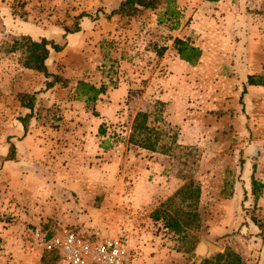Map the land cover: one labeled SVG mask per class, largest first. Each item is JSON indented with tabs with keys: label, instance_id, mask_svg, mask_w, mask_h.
Instances as JSON below:
<instances>
[{
	"label": "rangeland",
	"instance_id": "374dc122",
	"mask_svg": "<svg viewBox=\"0 0 264 264\" xmlns=\"http://www.w3.org/2000/svg\"><path fill=\"white\" fill-rule=\"evenodd\" d=\"M119 1L0 0V264H58L57 255L36 242V227L120 235L127 264H197L202 238L218 252L230 247L243 264H264V238L252 221H264V188L255 200L250 185L234 204L219 195L226 168L241 181L240 161L255 163L253 176L264 178V87L261 94L247 90L241 103L242 86L234 81L264 66V0H232L228 22L206 24L201 45L208 52L194 66L178 62L171 31L179 15L188 23L197 7L159 22L167 9L176 11L175 0H160L134 16L110 15ZM80 13L86 15L77 18ZM76 24L78 31L65 32ZM221 24L223 35L216 29ZM21 31L62 46L51 50L50 75L24 68L20 51L6 50ZM52 74L60 81L47 88ZM99 78L115 102L105 122L93 116V105L74 99L79 80ZM21 92H35L23 131ZM139 112L159 133L154 151L128 142ZM101 121L105 133L88 140ZM10 144L16 151L11 168L5 159ZM19 157L33 164L24 185ZM102 157L113 164L105 170L107 182L78 180L103 174ZM181 177L197 179L201 188L199 240L188 252L189 237L165 234L151 218L174 183H184Z\"/></svg>",
	"mask_w": 264,
	"mask_h": 264
},
{
	"label": "trees",
	"instance_id": "16d2710c",
	"mask_svg": "<svg viewBox=\"0 0 264 264\" xmlns=\"http://www.w3.org/2000/svg\"><path fill=\"white\" fill-rule=\"evenodd\" d=\"M218 1V0H208ZM160 0H120L118 5L112 9L110 15L120 14L126 16H134L140 9H154ZM86 13H80L77 18L85 16ZM165 18L160 17L159 22H164L168 17L176 16L177 12L171 9H167L163 12ZM168 16V17H166ZM177 23L172 27L175 29ZM66 33H73L79 30V25L76 24L74 29L65 27ZM174 47L176 49L178 57L191 66H194L201 57V49L194 46L187 39L174 38ZM62 46L55 43L52 40H48L45 37L40 39H34L29 35H21L19 38L14 39L12 43L6 48L8 52L20 51L22 55V66L24 68L41 72L44 75H50L47 69V60L50 56L51 50L60 51ZM53 81H47L46 87L50 88L55 83L60 81V77L52 74ZM261 85L264 86V66L259 74H248L246 76L245 83L242 86V92L240 95V102L243 103V95L247 92V86ZM106 92V85L102 84L100 87H96L93 84L79 80L75 87L74 99L84 101L87 108L91 107L99 95ZM20 105L26 108L27 112L23 117H19L18 120L22 122L24 129H26L25 121L27 118L33 115L35 92H21L17 94ZM95 114V112H94ZM100 134L105 133L104 127L101 125L99 129ZM158 131L149 125V117L145 112H139L135 115L131 132L129 134L128 142L137 145L141 148L151 151L155 150V142L158 139ZM16 158V151L13 144H10L6 160H13ZM185 163V161H184ZM186 164V163H185ZM242 161H240L239 167L241 168ZM184 183L181 184L170 196L161 201L158 206L152 211L151 218L155 222H161L162 229L165 234L173 236L189 237L191 247L189 246L186 251H192L195 247V243L198 242V237L194 234L195 231L201 227V217L199 212V202L201 188L197 179L192 177H181ZM236 183L235 177L230 174V168L225 169V179L223 181L221 190L219 192L220 197L229 199L233 195L234 186ZM251 194L256 200L261 193V189L264 188V183L251 177ZM252 221L260 230L259 234L264 238V221L252 217ZM194 243V244H193ZM193 253H191L192 255ZM189 264V263H187ZM198 264H243L241 256L230 247H226L223 252H217L210 255L206 259L202 260Z\"/></svg>",
	"mask_w": 264,
	"mask_h": 264
},
{
	"label": "crops",
	"instance_id": "0c3cea01",
	"mask_svg": "<svg viewBox=\"0 0 264 264\" xmlns=\"http://www.w3.org/2000/svg\"><path fill=\"white\" fill-rule=\"evenodd\" d=\"M196 1H198V3H196ZM232 5H233L232 0H218V1L175 0V10L177 12V15H178V13L182 14L183 10H185L184 8H187L186 9L187 12L192 7H197V8L191 9V12L195 11V14H194L193 19L190 20L188 23H187V19L184 20L182 15H179V18H177L175 20V23H174V25L177 23V28L173 30V33L171 31V34L173 37H178L181 39H186L187 37L195 38V42L194 43L191 42V43L194 46L199 47L202 51L201 55H204L208 51L205 50V48L201 45L202 44L201 39L204 38V36H205L204 33H205V29H206V24H209L210 22H214L215 18H218V19L226 18L227 19L226 22H228L229 14H230V8L229 7H231ZM195 9H197V10H195ZM19 23L20 22H18L17 24H19ZM223 26H224V24H221L216 28L217 32L220 35H223L224 32H226L225 30L224 31L222 30ZM19 34L24 35L26 33L21 31ZM177 60H178V62H181L182 64H186V65L188 64L184 61H181L179 58ZM197 66H198L197 69L198 68L200 69L202 67V65L200 66V64H197ZM248 74H252V73L250 72ZM248 74H244L243 76H240L239 79L234 77V81H237V84L239 83V85L243 86V84L245 83V80H246V76ZM100 78L98 79V83L95 81H91V84H93L96 87H100L102 84H104V82H102V80ZM261 87H264V86L250 85V86H247V90L249 91V94H250V90H255L256 93L261 94V92L259 91L262 89ZM114 105H115V102L113 101L112 94L110 95L108 93V90H106V92L104 94L99 95V97L97 98V100L95 101L93 106L91 107V108H94L92 111L95 112V114H93V116L97 115V117H99V118H97L98 120H103L105 122V120H106V119H104L105 116L106 117L109 116L108 115V107L109 106L112 107ZM103 121H101V123H100L102 126H104L102 123ZM20 128H21V131H23L24 127L22 124L20 125ZM88 135L89 136H86L88 140H94V139L97 140V136L101 137V135H103V134H100L99 130L98 131L94 130L93 136H90V132L88 133ZM97 148L101 149L100 153H102L104 151V150H102V143L101 144L97 143ZM20 149L24 150L23 144H21ZM102 158H103V160H102ZM102 158L99 159L98 164H99V167H101V171L103 170V174L100 173L98 175L97 179L95 177H93L92 175L91 176L88 175V177L83 176V177L79 178L78 180H83L86 182L88 181L91 183L93 181H98L100 183L107 182L109 180V176H108V173H105L106 172L105 170H107L109 166L113 167V164H109L108 162H106L105 157H102ZM19 159H20L19 166L21 167L19 180L23 184L24 182H27L28 178H29V174H28L29 172H28V169L26 167L32 166L33 164H31V161H29L28 159L22 160L23 158H20V157H19ZM11 161H13V160H7V166L9 168H11V166H12ZM150 166H151V168L154 169V171L159 170V175H163L165 177V179H167V174H166L167 172L164 171V173L162 174L163 168L159 164H156L153 162ZM254 166H255V163H252L251 161H249L247 159L244 162H242V166H241L242 174L240 176L241 181H239L238 179L236 180V184L234 186V191H233L232 197L229 198L228 200L224 198L225 200L230 201V203L232 202V204H234V202H238L239 199H241V200L243 199L242 197H244V195H243L244 192L246 190H248L249 186L251 185L250 182H251V177L253 175V170L255 169ZM22 171H25V172L22 174ZM256 178L257 177H255V179ZM259 180H260V182L264 183V178L259 179ZM178 182L179 181L174 183L175 185L172 186L171 191L167 195L163 196V199H160V198L159 199L161 201H163L168 196H170L181 185V183H178ZM244 182H245V184H244ZM103 183L101 185H103ZM242 185L244 186V189H243ZM84 188L86 189L89 187L87 186ZM105 191L106 192H104V198L106 200L107 195H108V191H107V189ZM158 203H160V201ZM141 238H143V236Z\"/></svg>",
	"mask_w": 264,
	"mask_h": 264
},
{
	"label": "built area",
	"instance_id": "2783aa9c",
	"mask_svg": "<svg viewBox=\"0 0 264 264\" xmlns=\"http://www.w3.org/2000/svg\"><path fill=\"white\" fill-rule=\"evenodd\" d=\"M33 236L39 246L57 255L58 264H127L126 240L120 235L85 237L71 228L43 233L36 227Z\"/></svg>",
	"mask_w": 264,
	"mask_h": 264
},
{
	"label": "water",
	"instance_id": "95a60500",
	"mask_svg": "<svg viewBox=\"0 0 264 264\" xmlns=\"http://www.w3.org/2000/svg\"><path fill=\"white\" fill-rule=\"evenodd\" d=\"M219 247L208 239L202 238L195 249V256L198 258V263L206 259L212 252H218ZM197 263V264H198Z\"/></svg>",
	"mask_w": 264,
	"mask_h": 264
}]
</instances>
